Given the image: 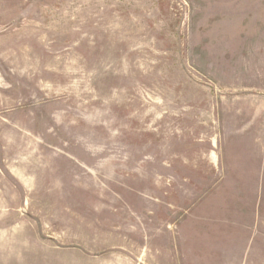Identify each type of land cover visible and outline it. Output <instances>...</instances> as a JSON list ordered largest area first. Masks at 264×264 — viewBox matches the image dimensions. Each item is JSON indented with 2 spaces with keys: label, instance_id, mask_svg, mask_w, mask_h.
<instances>
[{
  "label": "rangeland",
  "instance_id": "obj_1",
  "mask_svg": "<svg viewBox=\"0 0 264 264\" xmlns=\"http://www.w3.org/2000/svg\"><path fill=\"white\" fill-rule=\"evenodd\" d=\"M0 264H264V0H0Z\"/></svg>",
  "mask_w": 264,
  "mask_h": 264
}]
</instances>
